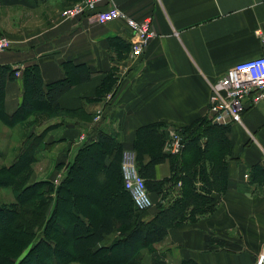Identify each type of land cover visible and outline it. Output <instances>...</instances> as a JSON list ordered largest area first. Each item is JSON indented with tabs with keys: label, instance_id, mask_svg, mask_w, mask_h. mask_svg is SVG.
<instances>
[{
	"label": "crops",
	"instance_id": "0c3cea01",
	"mask_svg": "<svg viewBox=\"0 0 264 264\" xmlns=\"http://www.w3.org/2000/svg\"><path fill=\"white\" fill-rule=\"evenodd\" d=\"M80 1L0 0V36L12 41L0 54V66L20 73L12 79L6 74L0 98V168L16 160L28 138L44 132L43 147L31 163V183H57L61 169L83 148L97 146L98 133L122 151H134L147 184L169 179L175 167L209 171L206 164L192 166V149L177 159L165 157L163 133L202 126L210 85L235 64L262 54L258 31L264 32V0H112L133 19L151 20L153 36L137 58L131 56L132 35L121 20L101 25L91 14L61 19L62 10ZM32 65L45 86L65 78L73 85L58 99L60 114L50 115L42 106L15 119L23 102L21 72ZM80 67L90 75L87 81L74 72ZM219 128H225L229 153L225 160L219 157V178L204 194L215 209L169 227L158 251L150 254L152 264H163L156 257L165 254L169 264H256L264 253V99L247 104L241 122ZM109 155L114 151L106 153V167L113 164ZM153 158L163 159L153 163ZM179 181L177 190L185 188ZM0 191L13 201L11 189ZM54 194L48 195L45 221L54 209ZM150 194L153 206L139 221L153 219L157 206L170 204L169 195ZM37 230L18 261L39 240L42 230ZM116 237L115 232L102 244Z\"/></svg>",
	"mask_w": 264,
	"mask_h": 264
},
{
	"label": "trees",
	"instance_id": "16d2710c",
	"mask_svg": "<svg viewBox=\"0 0 264 264\" xmlns=\"http://www.w3.org/2000/svg\"><path fill=\"white\" fill-rule=\"evenodd\" d=\"M17 71L8 66H0V98L3 95L6 74L12 79ZM74 72L81 74L82 82L90 78L81 67L75 68ZM21 78L23 102L15 119H21L42 106L46 113H51L50 115L61 113L58 99L72 87L71 78L45 86L37 65L25 67ZM220 126L206 118L202 126L188 130L174 129L182 138L183 148L179 154L166 153L165 157L177 159L186 150L192 149V166L195 163L206 164L209 171L204 170L203 166L193 169L185 166V170L178 172L175 167L171 177L160 183L147 184L144 180L151 201L150 192L162 195L165 199L169 195L171 200L167 206H157L158 214L147 222L139 221L147 210H137L129 193L124 189L121 173L122 150L114 145L109 137L98 133L95 142L97 146L88 145L83 148L71 165L61 169L62 176L57 183H31V163L35 160L36 152L43 147L44 132L31 136L24 142L16 160L0 168V189L9 188L13 194L11 202L0 200V264H29L35 254L46 257L48 253L53 256L51 261L56 264L77 261L83 264H132L131 260L138 256L141 250L149 249L163 241L169 227L182 225L185 221L192 222L196 217L208 215L215 209L211 197L204 194L215 183V179L219 178L220 173L215 167L216 164L219 165V157L222 154L225 160L229 153L225 128L221 129ZM165 138L167 139V133H163V145ZM111 151H114L113 156L109 155L113 164L106 167L103 161L106 153ZM161 159L163 158H153L152 162ZM90 166L93 181L86 192H90L87 197L91 207L86 206L85 196L76 195L75 192H81L82 188L79 173L83 168L88 169ZM180 173H183L182 177ZM139 175L141 176L140 173ZM179 180H182L185 188L180 186L177 190ZM199 181L203 184L202 187L195 185ZM53 192L54 197L56 196L55 206L45 221V212L52 200L48 195ZM110 198L118 200L123 206L122 209H101L100 202L107 203ZM79 199L85 206L79 203ZM35 228L37 231L42 230L39 240L18 261L23 251L34 240ZM76 230L79 231L78 239L72 240L70 233ZM115 232L116 239L108 245H103L105 238Z\"/></svg>",
	"mask_w": 264,
	"mask_h": 264
},
{
	"label": "built area",
	"instance_id": "2783aa9c",
	"mask_svg": "<svg viewBox=\"0 0 264 264\" xmlns=\"http://www.w3.org/2000/svg\"><path fill=\"white\" fill-rule=\"evenodd\" d=\"M85 14H91L95 22L101 25L113 20H121L132 35L130 50L133 58L142 54L153 36L149 18L135 20L119 10L112 0H81L62 10L60 17L62 20H70ZM258 36L262 44V54L235 64L210 85L207 111V119L210 122L221 126L239 123L247 104L256 105L264 99V32L258 31ZM11 45L10 38L0 37V54ZM19 75V72H15L16 77ZM97 118L98 116L95 120ZM182 148L181 136L169 128L164 143L165 152L176 155ZM121 173L124 189L129 193L135 208L139 211L151 208L153 204L147 193L144 179L137 171L134 151L122 152ZM256 264H264V253L259 256Z\"/></svg>",
	"mask_w": 264,
	"mask_h": 264
},
{
	"label": "rangeland",
	"instance_id": "374dc122",
	"mask_svg": "<svg viewBox=\"0 0 264 264\" xmlns=\"http://www.w3.org/2000/svg\"><path fill=\"white\" fill-rule=\"evenodd\" d=\"M1 37H2V35H1ZM6 37H8V36H6ZM136 168H137V166H136ZM78 178L82 182V188L80 189L81 192L75 191L76 195L85 196L84 198H85L86 206H89L90 200H89V197H87V196H89L90 192H86V191H89V188L91 187V183L93 181L92 167L90 166V168H88V169L83 168L82 171L79 173ZM0 200H2V202H10L9 200H11V198H9V196L4 195V193L0 191ZM78 201L81 205L85 206L84 202L81 199H79ZM92 201H93V199H92ZM119 204H120V202H119ZM119 204L114 200V198H110L107 203L100 202L99 205H100L101 209H104L106 211H111L112 209L115 211L116 209H122L123 206L119 205ZM34 230H37V229L35 228ZM78 232L79 231L76 230V232L74 231V232L70 233V237L72 240H73V238L78 239V236H79ZM157 251H158V244L153 245L149 249L141 250L139 255L134 257L131 260V263L132 264H152L151 260L153 258L150 257V254L157 252ZM52 257L53 256L49 253H48V256H46V257H41L40 255L35 254L34 257L31 259V261L29 262V264H56L54 261H51V260H53ZM137 258H139V259L137 260ZM156 258H158V260H161L163 264H169L171 261L170 259L167 258V254H165V256H163L162 258H160V256H157ZM165 258H166V260H165ZM69 264H71V262H69ZM75 264H83V263L77 261V262H75Z\"/></svg>",
	"mask_w": 264,
	"mask_h": 264
}]
</instances>
